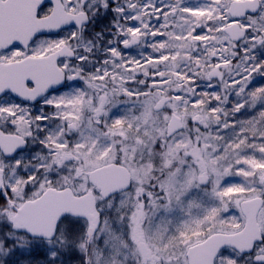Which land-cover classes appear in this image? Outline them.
<instances>
[{"label":"snow or ice","instance_id":"snow-or-ice-1","mask_svg":"<svg viewBox=\"0 0 264 264\" xmlns=\"http://www.w3.org/2000/svg\"><path fill=\"white\" fill-rule=\"evenodd\" d=\"M262 81L264 0H0V264H264Z\"/></svg>","mask_w":264,"mask_h":264},{"label":"rangeland","instance_id":"rangeland-1","mask_svg":"<svg viewBox=\"0 0 264 264\" xmlns=\"http://www.w3.org/2000/svg\"><path fill=\"white\" fill-rule=\"evenodd\" d=\"M260 78H258V80H259ZM264 82V81H263Z\"/></svg>","mask_w":264,"mask_h":264},{"label":"trees","instance_id":"trees-1","mask_svg":"<svg viewBox=\"0 0 264 264\" xmlns=\"http://www.w3.org/2000/svg\"><path fill=\"white\" fill-rule=\"evenodd\" d=\"M263 82V81H262Z\"/></svg>","mask_w":264,"mask_h":264}]
</instances>
